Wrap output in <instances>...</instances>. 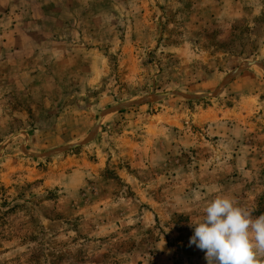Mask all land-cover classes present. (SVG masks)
<instances>
[{"label": "rangeland", "instance_id": "obj_1", "mask_svg": "<svg viewBox=\"0 0 264 264\" xmlns=\"http://www.w3.org/2000/svg\"><path fill=\"white\" fill-rule=\"evenodd\" d=\"M218 196L264 215V0H0V264H207Z\"/></svg>", "mask_w": 264, "mask_h": 264}, {"label": "clouds", "instance_id": "obj_2", "mask_svg": "<svg viewBox=\"0 0 264 264\" xmlns=\"http://www.w3.org/2000/svg\"><path fill=\"white\" fill-rule=\"evenodd\" d=\"M203 220L190 224L189 245L205 253L207 264H259L264 256V215L253 218L250 209L228 196H218L204 209Z\"/></svg>", "mask_w": 264, "mask_h": 264}]
</instances>
